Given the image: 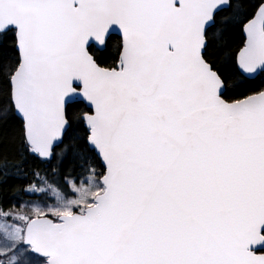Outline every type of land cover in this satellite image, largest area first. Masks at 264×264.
<instances>
[{
    "label": "snow or ice",
    "instance_id": "1",
    "mask_svg": "<svg viewBox=\"0 0 264 264\" xmlns=\"http://www.w3.org/2000/svg\"><path fill=\"white\" fill-rule=\"evenodd\" d=\"M0 264H264V0H0Z\"/></svg>",
    "mask_w": 264,
    "mask_h": 264
}]
</instances>
